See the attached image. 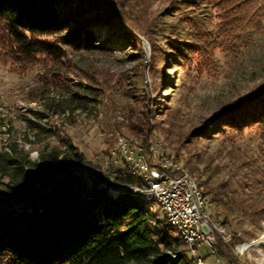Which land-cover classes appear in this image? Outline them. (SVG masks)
<instances>
[{"label": "rangeland", "instance_id": "1", "mask_svg": "<svg viewBox=\"0 0 264 264\" xmlns=\"http://www.w3.org/2000/svg\"><path fill=\"white\" fill-rule=\"evenodd\" d=\"M117 1L100 0L113 14L107 23L93 25L94 48L63 46L65 55L56 61L43 56L31 62L0 61V117L6 123L1 130L9 125L18 140L27 133L34 160L39 149L61 147L69 139L83 154L81 165L119 186L138 183L119 175L122 153L116 148L119 136H126L129 145L142 144V134L129 127L134 114L147 130L142 158L147 152L150 159H159V152L173 155L172 161L189 169L198 184L207 177L201 172L205 166L216 171L210 181L264 178V131L217 119L237 98L264 87V22L245 38L241 28L227 32L210 0ZM248 6H240L238 25L252 15ZM27 119L53 133L36 135ZM165 133L172 144L163 141ZM6 137L0 132L1 140ZM186 160L197 169L191 171ZM224 226L231 240L224 243L215 234L216 255L233 264H264V242L242 247L264 234V219L254 224L236 214ZM197 249L208 253L202 264H217L205 245Z\"/></svg>", "mask_w": 264, "mask_h": 264}, {"label": "trees", "instance_id": "2", "mask_svg": "<svg viewBox=\"0 0 264 264\" xmlns=\"http://www.w3.org/2000/svg\"><path fill=\"white\" fill-rule=\"evenodd\" d=\"M210 1L219 9L220 22L227 25L228 33L238 27L242 37L249 38L264 22V0ZM247 2L252 15H245L238 25L235 18ZM109 13L113 14L112 10L100 0H0V61L31 62L41 56L56 61L65 55L63 46L92 49L97 45L92 27L110 21ZM34 115L44 119L41 113ZM133 115L130 130L142 134L140 146L145 149L147 130ZM218 118L224 125H256L264 131V87L237 98ZM27 122L36 135L53 133L51 127L38 121ZM4 124L0 117V132L7 134L0 139V264H196L186 240L166 221L157 202L128 190L109 191L103 174L94 171L86 175L70 168L82 164L84 157L69 139L61 147L39 149L36 160L32 159L27 133L18 140L11 136L9 125L1 130ZM162 136L165 143L172 144L168 134ZM190 166L191 171L197 169ZM212 170L202 168L201 172L208 174L199 182L213 205L212 215L223 225H230L236 214L254 224L264 219V178L249 175L237 181L216 182L210 181L216 173ZM118 171L128 182H141L126 170ZM58 172L64 174L49 176ZM30 193L36 195L26 208ZM5 199L17 208L10 207ZM153 205L162 217L157 216ZM207 256L204 254L203 259Z\"/></svg>", "mask_w": 264, "mask_h": 264}, {"label": "built area", "instance_id": "3", "mask_svg": "<svg viewBox=\"0 0 264 264\" xmlns=\"http://www.w3.org/2000/svg\"><path fill=\"white\" fill-rule=\"evenodd\" d=\"M126 136H120L121 148L123 151L130 152L136 160V164H143L149 172V188L148 190L133 189L144 195H155L157 200H164V207H160L161 211L169 214L176 222L184 224L188 227V233L192 237V251L190 252L195 258V263L198 258H203L198 252L199 244L205 245L209 254L216 255V247L214 245L215 234L224 243L231 240V234L227 231L223 224H217V219H212L210 206L188 204V195L203 193L200 188H195L186 180L185 172H182L179 166L172 164L173 155L159 152V159L139 158L141 146L135 145L133 149H126ZM149 143V142H148ZM121 170L124 168L120 167ZM91 175H93L91 173ZM205 197H207L205 195ZM193 217H200V222L206 226L205 239H197L196 232L191 230V220ZM217 264H233V262L224 255H216Z\"/></svg>", "mask_w": 264, "mask_h": 264}, {"label": "bare ground", "instance_id": "4", "mask_svg": "<svg viewBox=\"0 0 264 264\" xmlns=\"http://www.w3.org/2000/svg\"><path fill=\"white\" fill-rule=\"evenodd\" d=\"M120 137V136H119ZM119 137L117 138L116 142V148L117 150L122 153V161L120 164V167L124 168L123 171H128L132 173L134 176L140 177L141 182L140 183H127L122 184L119 186H113L111 183H108L109 191L112 192H122V191H130L133 192L137 197H140L144 200H153L157 202V204L160 207H164V200H157V196L155 195H144L140 192L133 191V189H140V190H148L149 188V172L143 164H136V160H134V156L130 154V152L123 151V148H121V142H119ZM134 146L129 145L126 141V149H133ZM115 148V149H116ZM141 154V153H140ZM139 154V158H142ZM142 155V154H141ZM172 164L179 166L180 170L182 172H185L186 180L188 183H191L195 188H200L197 181L191 177L192 175H189V173L180 165H178L175 161H172ZM84 174L92 173L89 169V172H83ZM140 180V179H139ZM196 201L198 202V205L207 206L208 200L203 195V193H197L195 195H188V204H195ZM164 213L166 221L176 229L181 236H183L184 240H186L190 251H192V237L188 233V227H186L184 224H180L179 222H176L173 217H169V214L165 211H162ZM221 224V223H218ZM191 230L196 232L197 239H205L206 237V226L204 223L200 222V217H193L191 220ZM261 242H264V234H262L258 239L253 240L251 242H247L242 247L250 246V245H257ZM202 264V258H198V263Z\"/></svg>", "mask_w": 264, "mask_h": 264}, {"label": "water", "instance_id": "5", "mask_svg": "<svg viewBox=\"0 0 264 264\" xmlns=\"http://www.w3.org/2000/svg\"><path fill=\"white\" fill-rule=\"evenodd\" d=\"M72 167H74V168H76V169H79L80 171H82V172H89V168H87L86 166H83V165H81V164H77V165H74V166H70V168H72ZM64 173H62V172H58V173H50L49 174V176L50 177H52V178H56V177H59V176H62ZM107 188H108V183H107ZM43 191V190H42ZM36 194L35 193H30L29 195H28V197H27V204L25 205V207L27 208L28 206V202L30 201V199L32 198V197H34ZM2 198V197H1ZM6 201L7 202H9L10 203V207H12V208H17V205L14 203V202H12V201H10V200H7L6 199ZM2 204H4V203H2Z\"/></svg>", "mask_w": 264, "mask_h": 264}]
</instances>
